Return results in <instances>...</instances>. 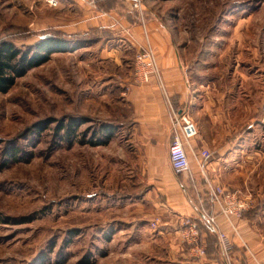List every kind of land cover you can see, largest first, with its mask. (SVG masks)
Returning <instances> with one entry per match:
<instances>
[{
  "label": "rangeland",
  "instance_id": "374dc122",
  "mask_svg": "<svg viewBox=\"0 0 264 264\" xmlns=\"http://www.w3.org/2000/svg\"><path fill=\"white\" fill-rule=\"evenodd\" d=\"M50 1L0 0V45L68 43L0 93V264H121L111 251L129 242L112 234L143 192L135 187L139 144L129 133L104 146L84 142L100 123L130 115L115 89L121 82L151 83L133 80L135 53L148 40L172 42L187 88L228 125L248 120L250 100L264 151V0ZM128 12L140 41L124 25ZM115 44L130 50L117 53L125 56L117 69L108 54ZM186 108L199 129L204 118ZM58 121L78 124L74 141L57 133Z\"/></svg>",
  "mask_w": 264,
  "mask_h": 264
},
{
  "label": "crops",
  "instance_id": "0c3cea01",
  "mask_svg": "<svg viewBox=\"0 0 264 264\" xmlns=\"http://www.w3.org/2000/svg\"><path fill=\"white\" fill-rule=\"evenodd\" d=\"M117 9L116 6L110 11L116 13ZM128 13L123 17L124 25L135 40L140 41V27L134 25L137 17L134 12ZM141 23L148 39V24L143 15ZM128 43V47H133ZM148 43L158 66L160 86L154 78L144 86L121 82L115 89L130 115L123 112L106 122L114 129L112 141L115 136L121 138V134L129 133V140L139 144L135 159L142 179L135 181V187H142L143 191L128 204L136 209L135 214L122 221L126 226L112 234L113 238L120 237L129 243H121L118 250L111 251V256H120L121 264H264V151L256 145L258 120L255 109L249 107L251 101L247 100L248 120L239 126L228 125L220 115L211 114L208 103L202 102V98L198 100L200 95L196 90L187 88L180 57L172 42ZM128 51L123 52L119 44L112 46L108 54L112 55L116 69L125 59L117 53L123 55ZM168 104L177 108L189 106L193 117L200 115L205 120L199 123L198 136L192 145L197 152L205 150L209 156L203 159L202 172L190 158L194 183L175 176L169 167L166 152L171 134ZM262 139L264 141V135ZM205 179L231 192L251 193L252 208L229 224L205 197ZM202 208L216 216L220 232L229 242L228 252L221 251L217 235L203 221ZM185 218L199 225L198 238L204 249L202 257L195 256L191 246L183 241L181 230ZM155 220V228H151L150 223Z\"/></svg>",
  "mask_w": 264,
  "mask_h": 264
},
{
  "label": "built area",
  "instance_id": "2783aa9c",
  "mask_svg": "<svg viewBox=\"0 0 264 264\" xmlns=\"http://www.w3.org/2000/svg\"><path fill=\"white\" fill-rule=\"evenodd\" d=\"M52 1L49 3L55 5V2ZM132 1H134L133 7L138 8L140 0ZM151 77L160 81L154 53L148 40H146L134 56L133 80L135 84H145L150 81ZM168 118L171 133L167 147L169 167L175 176L183 177L185 180L194 183L195 179L191 174L190 158L202 172L203 159H206L209 154L205 150L197 152L193 148L192 141L198 136V128L186 108H177L172 104H168ZM205 184L209 202L229 224H232L233 220L240 219L245 212L252 208L253 195L251 193L241 195L238 192H231L221 186L212 185L207 179H205ZM201 216L210 231L217 235L221 251L223 253L228 252L230 249L229 242L225 234L220 232L216 216L207 213L203 208L201 209ZM156 222L155 220L150 223V227L155 228ZM181 233L183 241L191 246L195 256H204V249L198 238V223L185 218L182 221Z\"/></svg>",
  "mask_w": 264,
  "mask_h": 264
},
{
  "label": "trees",
  "instance_id": "16d2710c",
  "mask_svg": "<svg viewBox=\"0 0 264 264\" xmlns=\"http://www.w3.org/2000/svg\"><path fill=\"white\" fill-rule=\"evenodd\" d=\"M68 47V43L59 41L53 37H46L41 39L40 42L34 44L28 49L21 50L16 48L11 43H2L0 45V93H6L16 82L17 79L24 76L29 70L48 61L49 56L57 51H63ZM42 124H37L35 128L40 127ZM57 133L63 131L62 139H66L69 143L74 141L78 124L71 121L64 124L60 121L57 122ZM113 127L109 126L106 122L100 123L93 132L89 140L84 142L86 145L92 147L104 146L112 141ZM83 143V142H79ZM17 151L12 148L7 153L8 160L14 161ZM206 198L208 194L206 193ZM108 240V239H107ZM84 260L83 263L90 264Z\"/></svg>",
  "mask_w": 264,
  "mask_h": 264
}]
</instances>
